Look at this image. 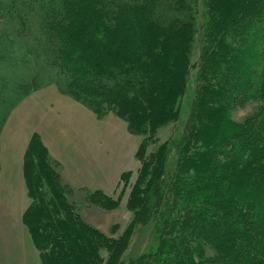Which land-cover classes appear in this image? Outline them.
<instances>
[{
	"label": "trees",
	"instance_id": "16d2710c",
	"mask_svg": "<svg viewBox=\"0 0 264 264\" xmlns=\"http://www.w3.org/2000/svg\"><path fill=\"white\" fill-rule=\"evenodd\" d=\"M51 84L142 138L134 181L121 175L132 219L110 236L31 135L21 219L42 264H264V0H0V131L23 95ZM86 197L112 209L122 191ZM139 225L152 241L126 257Z\"/></svg>",
	"mask_w": 264,
	"mask_h": 264
},
{
	"label": "rangeland",
	"instance_id": "374dc122",
	"mask_svg": "<svg viewBox=\"0 0 264 264\" xmlns=\"http://www.w3.org/2000/svg\"><path fill=\"white\" fill-rule=\"evenodd\" d=\"M196 58L195 56L193 61ZM192 75L188 87L189 95L185 96L184 103H188L190 90L194 88ZM257 103L250 101L236 108L233 117L240 120L252 112ZM178 127V122L164 126L159 129L157 135L161 141L171 140L176 135ZM34 132L40 135L44 144V140L47 139L49 146H45L57 165L60 179L62 167H58L60 166L58 158H63L64 172L69 171V174L77 173L79 170L74 163L75 160L91 157L96 163L95 171L98 177H93L90 185L70 187L64 180L61 181L70 188L67 194L69 200L77 205L88 223L107 235L118 236L132 219L131 211L126 206L130 185L124 188V178L121 179V175L124 171H130V182L134 181L140 166L135 152L142 136L130 132L126 122L118 116L107 113L98 117L85 105L73 100L51 84L23 95L8 112L0 131V169L5 173L4 175L0 171V254L6 255L5 253L10 251V244L18 246L24 236L28 245L33 244L26 227L24 232L20 224H13L17 221L19 207L24 205L20 200L22 192L19 191V187L24 188L25 184L19 185L17 178L14 181L10 179L13 168L11 169L9 164L18 163L24 143ZM173 162L172 154L168 160L170 169ZM83 169L82 172L85 171ZM93 189H101L115 198L122 191L120 203L112 209L89 204L86 196ZM26 195L24 200L28 204L29 198ZM142 226L139 225L131 235L124 256L138 255L151 243L152 238L147 227Z\"/></svg>",
	"mask_w": 264,
	"mask_h": 264
},
{
	"label": "crops",
	"instance_id": "0c3cea01",
	"mask_svg": "<svg viewBox=\"0 0 264 264\" xmlns=\"http://www.w3.org/2000/svg\"><path fill=\"white\" fill-rule=\"evenodd\" d=\"M28 140H26V142L24 143V147L23 150L20 155L19 160H17V164H9L11 166V169L13 168V172L11 173L10 179L11 180H15L17 178L18 180V184L20 185V183L22 185H24V178H23V156H24V151L26 149ZM44 140V139H43ZM45 145L49 146V143L46 140H44ZM1 157V155H0ZM63 159V158H62ZM61 158H58L59 162H60V166L58 167H62V173H61V179L64 180L65 183H68L71 187L72 186H78L81 187L86 186L87 184H91L90 182H92V178H97L98 174L96 173V163L93 162V160L91 159V157H88L87 159H78L75 160L74 163L75 165H77V167H79V170H77L78 172H71V174H69V171L64 172V162ZM82 160V161H80ZM77 163V164H76ZM8 165V166H9ZM94 167V168H93ZM84 168V169H83ZM82 169L85 170L82 172ZM59 170V171H61ZM0 171L5 175V173L3 172V169H0ZM9 175V173L7 174ZM9 178V176L7 177ZM10 187H13L12 185H10ZM19 191L22 192L21 196H20V200L22 202V204H24L23 206L19 207V213H18V217H17V221L13 222L14 225H18L20 224L21 229L23 228L24 232H25V226L23 225L21 216L23 213L24 208L27 206V202L26 200H24L25 195H26V189H25V185L24 188L23 186L19 187ZM74 188V187H73ZM27 196V195H26ZM17 215V214H16ZM15 215V218H16ZM26 236H24L23 240L21 241L20 244L17 245H13L10 244V251L7 253H5L6 255H3L2 253L0 254V263L1 264H42L40 257H39V252L37 251L36 248H34L35 246H32L34 244H32L31 246L28 245L25 241ZM31 242H29L30 244ZM33 243V242H32ZM16 251V252H15ZM3 255V257H2Z\"/></svg>",
	"mask_w": 264,
	"mask_h": 264
}]
</instances>
